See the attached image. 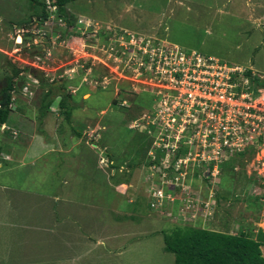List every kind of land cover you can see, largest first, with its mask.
I'll list each match as a JSON object with an SVG mask.
<instances>
[{
	"label": "rangeland",
	"instance_id": "1",
	"mask_svg": "<svg viewBox=\"0 0 264 264\" xmlns=\"http://www.w3.org/2000/svg\"><path fill=\"white\" fill-rule=\"evenodd\" d=\"M66 9L73 16L90 20L92 29H97V33H85L84 36L70 29L67 38L64 37V42L56 45L54 56L50 61L46 60L44 67L42 64L32 66L23 60L31 59L32 62L34 53L16 44L14 25H24L35 15L33 11L36 8L29 0H0V87L5 84L6 77H14V81L21 82L19 85L22 88L12 91L14 104L21 106L40 128L49 122L52 114L50 122L54 125L55 135L61 136L62 144H65L61 147L55 144L52 149L53 140H46L48 147L41 144L23 159L0 168V183L19 185L23 190L22 200L34 202L30 191L39 195H46V191L50 195L52 191L78 200L84 198L89 203L66 207L70 215V234H62L61 231V238L54 241V248L58 250L64 240L71 239L72 259L74 255L82 256L78 259L80 262L71 264H107L105 258L101 259L103 249L105 255V250L114 253L118 249V254L106 258L109 264H175V254L165 250L162 236L150 238L144 234L155 231L163 235V231L176 225L187 226L189 222L182 221L179 214L178 222H175L176 217L150 208L143 170L140 169L145 155L142 134L129 128V123L140 112L152 110L154 101L149 93H133L120 72L110 69L117 66L125 69L126 59L131 54L125 55L123 62L114 63L100 48L102 43L109 45L104 40L109 34L119 40L121 29H127L135 33L138 42L139 37L145 36L166 40L184 50H197L230 65L251 67L259 73L258 76H264V0H76L69 3ZM83 27L79 23L78 28ZM84 45L85 53H81ZM81 56L86 57L83 60L85 65L78 68L74 59ZM73 66L76 73L72 77H64L65 71ZM13 67L22 72L15 75ZM85 75L89 82L83 81ZM37 76H43L49 83L56 81L61 91L71 95L67 105L72 109L69 119L59 106L61 97L53 102V110L45 113L42 103L36 98L37 93L32 99L29 93V97L24 96L23 86L28 82L32 91L44 94ZM104 77L109 82L106 89L95 88L90 83ZM123 101L126 102L122 104ZM78 132L82 133L81 137ZM96 132L103 137L102 143L108 148V154L114 153L112 172L100 166L98 150L88 146L87 139ZM65 137L74 142H68ZM133 162L135 165L132 167ZM47 168H53L55 175L47 176L44 171ZM188 179L198 200L197 206L212 193L215 203L206 221L203 220L205 211L199 206V218L193 225L233 234L248 232L251 236L256 235L258 228L264 229V144L250 146L221 163L220 173L216 176L209 177L203 172L202 175L188 176ZM130 199L135 202L134 205ZM95 208L98 209L96 214ZM35 210L44 211V215L50 212L49 207ZM166 210L173 214L175 207L170 205ZM24 212L32 215L31 210ZM135 212L151 214L157 224L146 226V220L139 225L135 221H123L120 234L128 231L123 240H114V248L107 240L99 246L103 249L96 253L89 254L85 250L84 243L89 241L83 238L84 243L76 244L75 239L79 238L78 233H82L83 226L88 230L85 234L93 238H108L112 231L111 216L118 214L129 220ZM0 214H7V210L0 208ZM68 226L62 224L61 229ZM35 238V234L27 237L29 240ZM44 238L47 236L44 235ZM32 247H36L35 243L27 242L23 246L26 250ZM89 258L92 260L86 261ZM74 259L73 262L77 261L76 256Z\"/></svg>",
	"mask_w": 264,
	"mask_h": 264
},
{
	"label": "built area",
	"instance_id": "2",
	"mask_svg": "<svg viewBox=\"0 0 264 264\" xmlns=\"http://www.w3.org/2000/svg\"><path fill=\"white\" fill-rule=\"evenodd\" d=\"M46 4L49 15L42 23L34 17L14 28L16 44L34 53L32 62L23 60L32 66L44 67L70 29L84 36L97 33L90 20L78 16L77 25L70 26L65 17L59 16L58 6L52 0H46ZM79 23L84 25L83 29L78 28ZM104 40L109 45L101 42L100 49L114 63L123 62L125 55L131 54L125 69H110L120 72L133 93H149L154 101L151 111L140 112L129 123L130 129L146 135L150 145L143 161L150 208L176 217L175 222L179 214L182 221L189 222L187 225L196 226L192 223L199 218L200 206L206 221L215 206L213 193L197 206L188 176L203 172L216 176L221 163L250 146L264 144V76H258L251 67L230 65L166 40L145 36L139 37L138 42L135 33L127 29H121L119 40L113 34ZM84 48L85 45L81 53ZM85 58L74 59L75 66L84 67ZM75 66L68 68L64 77H72ZM87 75L83 77L85 82H89ZM100 79L90 83L96 88H108V79ZM28 85L23 86V94L32 95ZM100 162L114 165L104 152ZM169 204L175 207L173 214L166 210Z\"/></svg>",
	"mask_w": 264,
	"mask_h": 264
},
{
	"label": "crops",
	"instance_id": "3",
	"mask_svg": "<svg viewBox=\"0 0 264 264\" xmlns=\"http://www.w3.org/2000/svg\"><path fill=\"white\" fill-rule=\"evenodd\" d=\"M34 17L37 16L34 15L33 18ZM17 26L19 25H14V28ZM35 93H37L36 98L38 99V102L42 103V98L44 94L38 95L39 94L38 90L36 91L34 90L33 94L31 95V99ZM24 96L29 97V95H24ZM52 105L49 108L50 110H53L51 109L53 108ZM11 107H12V112L10 114L9 120L6 123L0 125V168L4 167L5 165H8V163L10 162L19 161L23 159L27 153H29L33 148L41 144L44 145L45 147H48L49 143H46V140L49 141L51 139L53 140L52 143L54 144H51L52 149L55 144L58 147L59 146L61 147V145H65L62 144L61 136L55 135L54 125L53 123L50 122V120L53 119L52 114L49 116V122L45 123V126L43 128H40L39 125L36 126L35 123L32 122L33 120L32 118H29L26 115V113L23 112L24 110L21 108V106H18L17 104L16 105L12 104ZM55 108L58 107L56 106ZM30 127L33 130H30L29 129ZM78 136L81 137L82 135L80 136L78 134ZM65 138L68 142L71 141L74 142L71 138L68 137ZM102 138L103 137L96 132L95 136L92 135L91 138L87 139L88 146L89 148L98 150L100 166L107 167L110 170V172H112L113 169L112 164L106 166L100 162V154L102 152L106 153L109 159L114 161V153L108 154L107 152L108 148L104 146V144L102 143ZM149 146L150 145L148 144L147 147L145 148V155L143 161H145L147 157V151L150 148ZM133 164H135V162H133ZM120 166H124V165L121 164ZM125 169L127 170V168ZM140 169L141 171L143 170L142 173L144 174V179H145L146 174L143 163H141ZM44 171L47 176L55 175V170L53 168L52 169L47 168ZM128 173H130L129 170ZM143 183L144 181L142 179V184H141L142 186L144 185ZM15 185L17 184L11 185L5 182L0 183V208L7 210V214H0V264H71V262L72 263L80 262L81 260L78 259H81L80 258L82 257L81 255H74V257L76 256L77 261L73 262L76 259H74V257L72 259L71 256V239L64 240L62 243V247H60L58 250H55L54 248V241L55 238H61V235L65 234V232H68L70 234V224H71L69 223L70 215L68 212H66V207H68L69 204H77L79 206H85L86 204L89 205V203L86 202L84 198H79L78 200V198L76 197H72V196L66 197L65 195H62L61 192L60 194H54L52 191L50 195L47 191H46V195H39L30 191L29 193L34 198V202L29 199L22 200L23 190L22 188L19 187V185H17V187ZM145 186L147 187V184ZM130 187H133V185L132 186L130 185ZM116 189L118 191V186H116ZM130 202L132 204L135 203L132 199H130ZM46 207L50 208V212L47 211L46 215H44V211L35 210V208H46ZM26 210H31L32 215L26 214L24 212ZM97 210H98L97 208L94 209L95 214ZM150 215L149 214L142 215V214H137L135 212L132 214L131 219L126 220L122 216L118 214H114V216H111L112 223H110V225H112V231H111V235L107 236L108 238H104V237L93 238L85 234V231L88 230L85 228V226H83L82 233L81 232L78 233L79 238H76L75 242L77 245H80L84 243L83 239L89 241L88 243H84L85 245L84 248H86L85 250L89 254H91L92 252L96 253L101 251V249L103 248L99 246L103 245V243L107 240L111 241L112 247L114 248L115 245L114 240H117L118 238H121L123 240V237L126 235L125 233L128 232L127 231L120 234L122 232V231L120 232V228H122L123 221L133 222V223L135 221L139 225L142 221L146 220L148 221L146 226H150L151 224L156 225L157 220ZM65 223L69 225L68 226L69 229L63 228L62 230L61 225ZM128 225H130V223ZM138 225L136 226L138 227ZM61 231L63 232L62 234ZM148 232L149 231H147V233L145 232L144 235H148V237L150 238H152L153 236L163 237L161 233H155V231L154 233L152 232L148 233ZM27 234L28 235L35 234L36 238L34 240H29L27 239L28 237ZM44 235H46L47 238H44ZM134 239H138V238H134ZM27 242L35 243L36 247L35 248L32 247L29 250L24 249L23 246ZM117 250L118 249H116L114 253H110L108 250H105L107 252V254L105 255L103 249L101 252V257H102L101 259L105 258L104 261H108L107 264H109L108 259L113 254H118ZM32 254H36V255L31 256ZM91 260L92 259L89 258L86 261H91Z\"/></svg>",
	"mask_w": 264,
	"mask_h": 264
},
{
	"label": "trees",
	"instance_id": "4",
	"mask_svg": "<svg viewBox=\"0 0 264 264\" xmlns=\"http://www.w3.org/2000/svg\"><path fill=\"white\" fill-rule=\"evenodd\" d=\"M58 6V14L65 17L70 26H74L77 17L67 12V5L76 0H52ZM36 8L35 15L42 23L48 17L46 0H29ZM34 15L30 17L31 21ZM18 75L22 70L13 67ZM35 75L36 73L33 72ZM6 82L0 87V125L6 123L12 112V91L20 89L21 82L14 81V77H6ZM45 90L42 107L46 112L57 97H61L60 107L64 109L67 119L71 117L72 109L68 108L71 95L61 91V86L55 82L49 83L43 76H37ZM139 133V132H138ZM81 136L82 133L78 132ZM142 134V133H139ZM147 139V140H146ZM145 148L149 144L146 135L142 134ZM143 163V161H142ZM137 165L139 163H136ZM132 163V167H133ZM264 209V204H263ZM198 221V220H197ZM164 248L175 254V264H264V229L259 228L255 236L248 232L233 234L196 226H174L171 230L163 231Z\"/></svg>",
	"mask_w": 264,
	"mask_h": 264
},
{
	"label": "water",
	"instance_id": "5",
	"mask_svg": "<svg viewBox=\"0 0 264 264\" xmlns=\"http://www.w3.org/2000/svg\"><path fill=\"white\" fill-rule=\"evenodd\" d=\"M4 82H6V81H4Z\"/></svg>",
	"mask_w": 264,
	"mask_h": 264
}]
</instances>
